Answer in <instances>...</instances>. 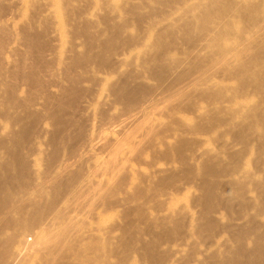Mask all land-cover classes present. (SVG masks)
Wrapping results in <instances>:
<instances>
[{"label": "bare ground", "instance_id": "bare-ground-1", "mask_svg": "<svg viewBox=\"0 0 264 264\" xmlns=\"http://www.w3.org/2000/svg\"><path fill=\"white\" fill-rule=\"evenodd\" d=\"M3 1L0 264H264V0Z\"/></svg>", "mask_w": 264, "mask_h": 264}, {"label": "rangeland", "instance_id": "rangeland-1", "mask_svg": "<svg viewBox=\"0 0 264 264\" xmlns=\"http://www.w3.org/2000/svg\"><path fill=\"white\" fill-rule=\"evenodd\" d=\"M2 2H3V4H2V6H0L1 7L0 18H8L9 21L14 22L20 26L23 22V19L29 15V11L23 10V8L19 9L20 7L17 5L18 3H16L15 1L13 2V1L1 0V3ZM11 40H15V34H14L13 30H10L9 36L5 38L6 42H5L4 50L9 52V53L7 52L8 54H6V56L9 55L7 57H9L8 59L11 63H10V65L4 64V73L3 74L6 75V78L4 79V81L7 82V85L12 84L13 86H15L12 89H15V90L18 89L17 90L18 91L17 97L19 96V94H22L21 96H19L21 98V97H23V86H22L23 84L20 83L21 79H18V80L15 79L14 80L13 75L15 73L19 72L20 68H23V57L27 56V53H26V50L23 46V42L20 40H19L21 42L20 47L10 48L11 46L10 47L8 46V42ZM50 40H51V38L49 36L46 37V41L50 42V44H51ZM15 41H16V45H18V40H15ZM44 48H46V47H44ZM47 49H50V48L48 47ZM3 91H5V90H3ZM18 109L15 110L16 114L18 113V111H20ZM3 111L4 110H2L0 108L1 117H4V114H2ZM1 119L2 118H0V120ZM0 122H1L0 126L1 127L5 126L7 130L18 129V126L15 124V121L13 119L10 120L9 118L8 119L4 118ZM23 152H27L28 155L24 156ZM9 155H14V156L9 157ZM4 163L5 164H7V163L8 164H18V165H16V167L12 168V170L11 169L9 170L11 173L9 172L10 175H8V177L11 179L12 178L11 176H13V175L17 176V177L14 176V178L16 177V179H18V182H17L18 187H17L16 191H18V193H20V195L23 194V181H20V180L21 179L23 180V178L26 175H29L30 178L33 180L32 185L34 184V182H35V184H37L39 174H41V171L44 170V163L42 161V156L36 155L33 148H28V149L23 148V144L16 145V146H7L6 148L0 147V164H4ZM19 163H21V164H19ZM23 163L26 164L25 168H23ZM23 173L26 175H24ZM18 176H20V178H18ZM14 178L11 180H15ZM16 181H13V182L16 183ZM27 190H29V189H27ZM198 247L199 246H197L196 249ZM200 248L204 249L203 246L202 247L200 246ZM198 250H200V249H198ZM8 254L9 255H7V253H6L5 256L2 258L1 264H13L14 259H13L12 253L11 254L8 253Z\"/></svg>", "mask_w": 264, "mask_h": 264}]
</instances>
